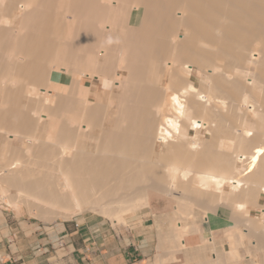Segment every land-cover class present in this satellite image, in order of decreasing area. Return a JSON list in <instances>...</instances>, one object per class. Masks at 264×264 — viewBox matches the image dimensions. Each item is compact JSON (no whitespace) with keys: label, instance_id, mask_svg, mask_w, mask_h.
I'll return each mask as SVG.
<instances>
[{"label":"bare ground","instance_id":"bare-ground-1","mask_svg":"<svg viewBox=\"0 0 264 264\" xmlns=\"http://www.w3.org/2000/svg\"><path fill=\"white\" fill-rule=\"evenodd\" d=\"M152 196L264 249V0H0V203Z\"/></svg>","mask_w":264,"mask_h":264},{"label":"rangeland","instance_id":"rangeland-1","mask_svg":"<svg viewBox=\"0 0 264 264\" xmlns=\"http://www.w3.org/2000/svg\"><path fill=\"white\" fill-rule=\"evenodd\" d=\"M152 197L150 208L137 209L124 215L123 222L90 211L67 220L53 218L44 221L37 216L36 204L28 207L22 203L17 207L2 202L0 243L12 247L10 250L13 253L19 250L25 257L34 258L35 264H70V256L66 255L69 250L62 251L67 247L66 233L69 229H80L79 232L88 237L100 240L101 247L103 243L104 246L112 244L113 241L109 239L120 237V246L129 249L135 235L142 234L137 240L143 242L151 264H264V249L259 251L252 237L242 239L243 246L237 247L236 240L240 232L236 228L221 226L209 229L206 223L209 219H205L204 214L197 210L183 221L178 218L170 220L169 213L175 209L176 203L167 198ZM180 225L182 230L179 229ZM183 228L187 233H184ZM192 231H195L194 234H191ZM8 240H12L11 243ZM230 248L237 249L238 261L232 257L226 259V262L222 261L220 256Z\"/></svg>","mask_w":264,"mask_h":264},{"label":"crops","instance_id":"crops-1","mask_svg":"<svg viewBox=\"0 0 264 264\" xmlns=\"http://www.w3.org/2000/svg\"><path fill=\"white\" fill-rule=\"evenodd\" d=\"M79 231L80 229H69L66 233L67 247L62 249V251L65 249L69 250V253L66 255L70 256V258H68V263L70 264H151L150 259H147L149 253L143 248V242L137 240L142 234L135 235L130 245L131 248L128 249L120 246V237H118V239H115V237L112 240L109 239L108 241H113V243L108 246H104L105 244L103 243V247H101L100 240H95L97 238L93 236L88 237ZM197 240L199 241L198 238ZM8 241L11 243L12 240ZM89 242H91L90 246ZM92 245H95V247L93 246V248H91ZM11 248L12 247L9 245H2L0 243V264L36 263L34 258L25 257L24 254L19 253V250L13 253L12 250H10ZM25 259H27V262H25Z\"/></svg>","mask_w":264,"mask_h":264}]
</instances>
